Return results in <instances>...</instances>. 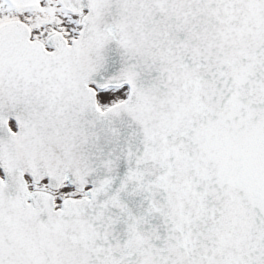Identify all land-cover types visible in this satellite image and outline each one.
<instances>
[{
    "label": "water",
    "instance_id": "water-1",
    "mask_svg": "<svg viewBox=\"0 0 264 264\" xmlns=\"http://www.w3.org/2000/svg\"><path fill=\"white\" fill-rule=\"evenodd\" d=\"M60 2L69 46L0 26V264H264V0Z\"/></svg>",
    "mask_w": 264,
    "mask_h": 264
},
{
    "label": "rangeland",
    "instance_id": "rangeland-1",
    "mask_svg": "<svg viewBox=\"0 0 264 264\" xmlns=\"http://www.w3.org/2000/svg\"><path fill=\"white\" fill-rule=\"evenodd\" d=\"M85 13L79 15L68 14L63 10L58 0H39L36 7L32 9H15L6 0H0V25L8 21L23 22L30 31L32 40L44 42V40L58 33L63 36L69 44L77 37L81 28L80 19ZM127 88L96 90V102L98 109H105L122 102L127 96ZM45 184L43 185L44 190ZM28 189L31 191L34 186L28 182ZM55 205H59L64 198L77 199L80 193H76L66 186L61 187L53 193Z\"/></svg>",
    "mask_w": 264,
    "mask_h": 264
},
{
    "label": "bare ground",
    "instance_id": "bare-ground-1",
    "mask_svg": "<svg viewBox=\"0 0 264 264\" xmlns=\"http://www.w3.org/2000/svg\"><path fill=\"white\" fill-rule=\"evenodd\" d=\"M84 13H86V11L84 12ZM84 15V14H83ZM45 49L47 50V51H49V49L47 48V46L45 45ZM24 180L26 181V182H28V179L26 178V177H24ZM41 184H42V182H41ZM47 191V190H46ZM50 192L48 191V194H49Z\"/></svg>",
    "mask_w": 264,
    "mask_h": 264
}]
</instances>
